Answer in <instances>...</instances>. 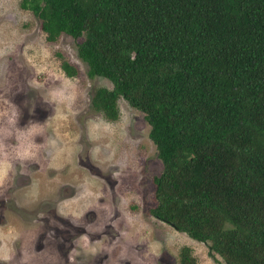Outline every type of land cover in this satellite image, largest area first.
I'll list each match as a JSON object with an SVG mask.
<instances>
[{"label": "trees", "instance_id": "trees-1", "mask_svg": "<svg viewBox=\"0 0 264 264\" xmlns=\"http://www.w3.org/2000/svg\"><path fill=\"white\" fill-rule=\"evenodd\" d=\"M78 56L107 120L143 113L161 169L151 215L227 264H264V0H19ZM67 76L76 68L61 60ZM179 264H197L188 246Z\"/></svg>", "mask_w": 264, "mask_h": 264}, {"label": "rangeland", "instance_id": "rangeland-1", "mask_svg": "<svg viewBox=\"0 0 264 264\" xmlns=\"http://www.w3.org/2000/svg\"><path fill=\"white\" fill-rule=\"evenodd\" d=\"M80 38L47 41L19 0H0V264H227L208 245L151 215L161 169L143 113L91 107ZM76 68L67 76L61 60Z\"/></svg>", "mask_w": 264, "mask_h": 264}, {"label": "water", "instance_id": "water-1", "mask_svg": "<svg viewBox=\"0 0 264 264\" xmlns=\"http://www.w3.org/2000/svg\"><path fill=\"white\" fill-rule=\"evenodd\" d=\"M171 225V224H170ZM172 226V225H171Z\"/></svg>", "mask_w": 264, "mask_h": 264}]
</instances>
